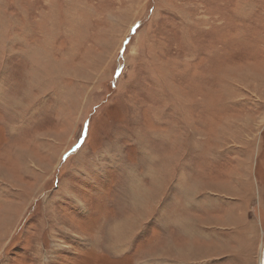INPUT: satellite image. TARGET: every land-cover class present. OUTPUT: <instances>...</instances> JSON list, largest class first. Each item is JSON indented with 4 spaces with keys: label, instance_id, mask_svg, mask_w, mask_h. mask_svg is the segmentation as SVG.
Wrapping results in <instances>:
<instances>
[{
    "label": "rangeland",
    "instance_id": "rangeland-1",
    "mask_svg": "<svg viewBox=\"0 0 264 264\" xmlns=\"http://www.w3.org/2000/svg\"><path fill=\"white\" fill-rule=\"evenodd\" d=\"M263 250L264 0H0V264Z\"/></svg>",
    "mask_w": 264,
    "mask_h": 264
},
{
    "label": "bare ground",
    "instance_id": "bare-ground-1",
    "mask_svg": "<svg viewBox=\"0 0 264 264\" xmlns=\"http://www.w3.org/2000/svg\"><path fill=\"white\" fill-rule=\"evenodd\" d=\"M38 57V56H37ZM263 257L261 258V262H260V264H264V250H263Z\"/></svg>",
    "mask_w": 264,
    "mask_h": 264
}]
</instances>
